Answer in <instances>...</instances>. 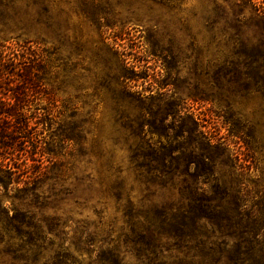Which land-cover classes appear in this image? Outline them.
<instances>
[{
	"label": "rangeland",
	"instance_id": "obj_1",
	"mask_svg": "<svg viewBox=\"0 0 264 264\" xmlns=\"http://www.w3.org/2000/svg\"><path fill=\"white\" fill-rule=\"evenodd\" d=\"M235 2L0 0V61L17 63L12 79L0 80V96L12 82L25 96L18 99L19 108L41 139L43 165L70 191L45 208L64 222L58 236L44 231L43 238L51 240L43 239L45 258L61 243L71 260L97 264L99 247L117 245L123 261L136 264L119 236L126 230L125 192L143 208L181 202L177 187L195 177L178 173L171 181H146L133 160L135 151L149 154L165 143L161 133L173 132L175 116L164 121L157 111L159 96L180 103L177 109L188 128V117L196 119L201 131L226 144L236 165H221L217 174L232 185L242 178L248 199L264 211V97L252 91L242 58L235 54V33L255 30V12L248 4L241 14ZM124 72L135 78L127 85L121 81ZM246 83L249 88L243 89ZM22 123L0 114V162L15 169L17 158L26 159L27 174H32V145L25 143V151L18 145L24 139L18 133ZM11 142L13 151L5 146ZM238 170L242 173L234 176ZM114 180L125 191L119 201L104 191L105 182ZM10 202L4 198L6 205ZM83 226L96 230L103 243L95 240L81 245L85 251L76 250L73 242ZM166 245L159 264L188 261L190 252ZM9 258L3 256L0 264Z\"/></svg>",
	"mask_w": 264,
	"mask_h": 264
},
{
	"label": "trees",
	"instance_id": "obj_2",
	"mask_svg": "<svg viewBox=\"0 0 264 264\" xmlns=\"http://www.w3.org/2000/svg\"><path fill=\"white\" fill-rule=\"evenodd\" d=\"M248 4L255 12V30L250 35L246 31L235 33L239 43L235 54L242 58L245 75L252 81V91L264 97V0L259 4L253 0H237V12L242 14ZM236 19L244 23L246 20L238 14ZM16 67V62L0 61V80L9 82ZM121 78L126 85L135 79L127 72ZM8 87L0 96V104L4 107L0 108V114L10 122L21 119L22 128L18 133L24 139H17L18 145L21 144L24 151L27 150L25 143L32 145L30 160L35 163L31 166L32 174H27L30 167L26 159L18 162L20 158H17L14 161L15 169L0 162V260L3 256H9L6 263L1 261L2 264H79L71 260L67 246L61 243L52 257L45 258L42 254L46 250L43 239L51 242L48 236L43 238L44 231L47 229V232L58 236L59 228L64 224L57 215L46 214L45 208L61 202L70 191L65 189L58 174L50 177V170L43 165L41 158L46 152L39 149L41 139L30 131L29 120L19 108L18 99L25 96L14 90L13 82ZM248 88L249 84H244L243 89ZM7 93L11 96H7ZM153 97L150 94L149 98ZM199 99L207 100L206 96H199ZM156 106L164 121L175 116L174 124L170 127L173 132L161 133V137L166 135L165 143L151 149V153L139 154L135 151V167L144 173L142 178L146 181H151L152 177L171 181L178 173L195 177V180H183L184 184L177 187L181 202L147 208L134 206L120 181L105 182V193L115 200H121L125 192L122 216L126 230L119 236L124 244H129L136 264L161 263L158 259L167 249V242H171L173 248L190 252L188 261L179 260L176 264H264V211L248 199L242 178H237L232 185L217 174L221 165H236L233 159L230 160L232 157L226 144L219 139L213 140L199 129L201 125L196 119L187 116L192 123V127L188 128L181 109H177L180 103L159 96ZM5 146L9 151L15 149L14 142ZM138 147L143 150L142 146ZM242 167L238 165L239 169ZM110 168L111 165H108L107 170ZM18 170L24 171L12 177ZM241 173L242 170H238L233 175L239 176ZM21 176L26 178L21 179ZM49 181L45 191L44 185ZM5 197L10 199L9 205L4 203ZM95 240L103 243L104 238L96 230L91 231L88 226H83L78 230L73 247L85 251L81 245L91 244ZM97 255V264H128L120 256L117 245L101 246Z\"/></svg>",
	"mask_w": 264,
	"mask_h": 264
}]
</instances>
